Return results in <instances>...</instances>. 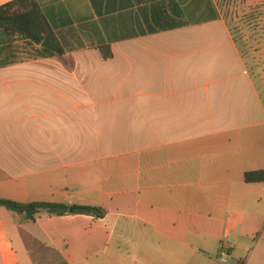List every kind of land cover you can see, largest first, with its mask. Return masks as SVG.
<instances>
[{
    "label": "crops",
    "instance_id": "crops-1",
    "mask_svg": "<svg viewBox=\"0 0 264 264\" xmlns=\"http://www.w3.org/2000/svg\"><path fill=\"white\" fill-rule=\"evenodd\" d=\"M34 1L66 54L0 30V196L105 215L0 206V264H264V88L217 1Z\"/></svg>",
    "mask_w": 264,
    "mask_h": 264
},
{
    "label": "trees",
    "instance_id": "trees-1",
    "mask_svg": "<svg viewBox=\"0 0 264 264\" xmlns=\"http://www.w3.org/2000/svg\"><path fill=\"white\" fill-rule=\"evenodd\" d=\"M0 30L7 37L8 63H19L44 57L63 58L66 54L59 38L52 31L34 0H14L0 6ZM105 58L112 56L110 46L100 47ZM248 183L264 182V169L245 174ZM0 206L35 221L38 214L64 215L70 207L53 202H20L0 196ZM73 213L103 217L105 210L93 206H76Z\"/></svg>",
    "mask_w": 264,
    "mask_h": 264
},
{
    "label": "rangeland",
    "instance_id": "rangeland-1",
    "mask_svg": "<svg viewBox=\"0 0 264 264\" xmlns=\"http://www.w3.org/2000/svg\"><path fill=\"white\" fill-rule=\"evenodd\" d=\"M216 1L239 47L247 55L249 68L264 88V0Z\"/></svg>",
    "mask_w": 264,
    "mask_h": 264
},
{
    "label": "built area",
    "instance_id": "built-area-1",
    "mask_svg": "<svg viewBox=\"0 0 264 264\" xmlns=\"http://www.w3.org/2000/svg\"><path fill=\"white\" fill-rule=\"evenodd\" d=\"M221 264H229V252L227 247H224L219 257Z\"/></svg>",
    "mask_w": 264,
    "mask_h": 264
},
{
    "label": "water",
    "instance_id": "water-1",
    "mask_svg": "<svg viewBox=\"0 0 264 264\" xmlns=\"http://www.w3.org/2000/svg\"><path fill=\"white\" fill-rule=\"evenodd\" d=\"M74 210H75V207H70V212L72 213V212H74Z\"/></svg>",
    "mask_w": 264,
    "mask_h": 264
}]
</instances>
